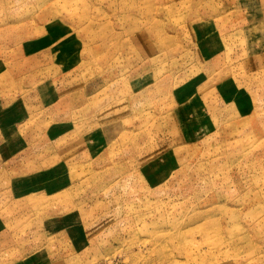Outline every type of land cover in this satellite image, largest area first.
Instances as JSON below:
<instances>
[{"label":"rangeland","instance_id":"rangeland-1","mask_svg":"<svg viewBox=\"0 0 264 264\" xmlns=\"http://www.w3.org/2000/svg\"><path fill=\"white\" fill-rule=\"evenodd\" d=\"M0 264H264V0H0Z\"/></svg>","mask_w":264,"mask_h":264}]
</instances>
